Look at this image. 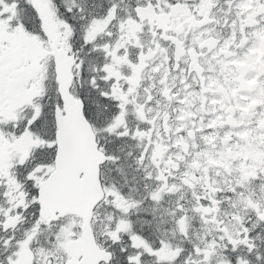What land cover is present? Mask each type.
Listing matches in <instances>:
<instances>
[{"label":"snow or ice","instance_id":"6c2138e0","mask_svg":"<svg viewBox=\"0 0 264 264\" xmlns=\"http://www.w3.org/2000/svg\"><path fill=\"white\" fill-rule=\"evenodd\" d=\"M0 264H264V0H0Z\"/></svg>","mask_w":264,"mask_h":264}]
</instances>
